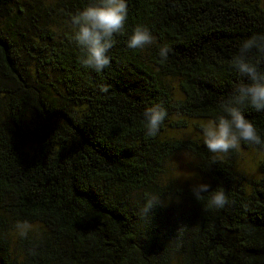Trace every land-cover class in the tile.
Segmentation results:
<instances>
[{
	"label": "trees",
	"instance_id": "trees-1",
	"mask_svg": "<svg viewBox=\"0 0 264 264\" xmlns=\"http://www.w3.org/2000/svg\"><path fill=\"white\" fill-rule=\"evenodd\" d=\"M90 2L0 0V264H264V159L249 180L230 158L212 163L203 142L165 134L185 118H215L245 79L230 61L244 39L264 35L259 0H127L125 32L100 72L81 65L71 23ZM137 24L154 37L143 49L127 44ZM254 59L264 70V56ZM157 103L168 116L148 137L144 112ZM242 111L264 139V110ZM185 150L210 186L202 201L160 183L167 157ZM217 188L229 202L210 209ZM149 194L161 203L143 222ZM167 198L182 201L173 219ZM23 220L39 227L19 237L17 260L8 233Z\"/></svg>",
	"mask_w": 264,
	"mask_h": 264
},
{
	"label": "clouds",
	"instance_id": "clouds-1",
	"mask_svg": "<svg viewBox=\"0 0 264 264\" xmlns=\"http://www.w3.org/2000/svg\"><path fill=\"white\" fill-rule=\"evenodd\" d=\"M127 19V0H94L72 15L74 39L82 52L80 63L83 67L100 72L110 65L109 50L116 43L115 35L125 32ZM153 43L154 37L150 29L143 24H137L127 40L128 47L133 49H143ZM169 51L167 46H161V59H167ZM255 52L264 56V35H253L240 43L238 51L231 57L230 66L245 79L238 83L232 95L221 103L220 114L201 125L203 143L210 153L215 154L212 163L223 159L231 150H238L242 141L264 148V139L257 126L242 111L245 105L256 111L264 110V70L254 59ZM100 91L106 93L109 88L101 85ZM167 116V109L162 103L148 107L144 112L143 121L145 135L155 137ZM209 188L207 183H198L192 186L191 191L197 201H202L205 199L204 194L210 192ZM228 202L223 188H217L208 196L207 207L219 209ZM160 203L161 196L147 195L137 216L141 221L147 222L151 210ZM32 229L33 225L27 220L17 221L15 224V230L21 238L28 237ZM182 232L183 225L176 231L177 248L182 243ZM29 252L36 255L35 248Z\"/></svg>",
	"mask_w": 264,
	"mask_h": 264
},
{
	"label": "rangeland",
	"instance_id": "rangeland-1",
	"mask_svg": "<svg viewBox=\"0 0 264 264\" xmlns=\"http://www.w3.org/2000/svg\"><path fill=\"white\" fill-rule=\"evenodd\" d=\"M264 10V0H259ZM168 84L175 97H181L178 85V79L174 77L168 78ZM181 119L174 116L173 120ZM209 119L201 118H185L183 123L176 127L175 124L168 126L165 134L171 138L190 139L198 143L203 142L201 125ZM176 122V121H174ZM224 157L233 161L235 169L242 176L249 180H255L261 177L259 164L264 159V152L251 147H241L238 150H231ZM198 158L191 151H179L172 153L167 157L163 165V172L160 175V183L163 185L171 184L182 188H190L195 184L204 183L201 174L198 171ZM178 199L167 198V213L173 219L182 204ZM39 227L38 224H33ZM9 248L13 257L17 260L21 259V246L19 236L16 230H9ZM173 256L176 253H172Z\"/></svg>",
	"mask_w": 264,
	"mask_h": 264
}]
</instances>
